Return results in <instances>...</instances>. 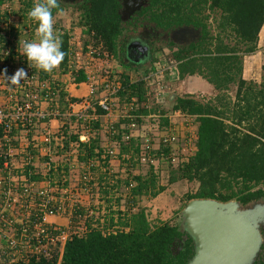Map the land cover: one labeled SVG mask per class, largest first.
Listing matches in <instances>:
<instances>
[{"label":"trees","instance_id":"obj_1","mask_svg":"<svg viewBox=\"0 0 264 264\" xmlns=\"http://www.w3.org/2000/svg\"><path fill=\"white\" fill-rule=\"evenodd\" d=\"M14 1L22 3L24 9H27L23 17L35 3L41 2V0H0V7ZM59 9L58 4V7L52 10L53 18ZM120 10L119 0H90L83 12L82 26L85 28L83 34L92 40L94 46H101L104 52L112 55L120 65L125 66L124 68L128 67L139 72L138 74L149 73L159 56L153 58L150 68H142V70L139 65L125 64L120 57L119 41L124 31ZM139 15L146 20L149 19L150 23L165 33L182 27L200 28L201 40L198 43L183 50L170 49L172 57L180 62L178 67L180 80L198 76L208 82L216 92L214 98L209 100L193 95L172 97V112L196 117L198 134L197 153L186 161L167 167L168 185L178 182L196 185L194 193L185 195L187 202L238 201L245 206L262 199L264 197V67L261 83L244 80L242 72L244 57L257 51L259 35L264 26V0H149L148 7ZM29 21L33 22L29 18L28 22L18 28L19 32L13 26H9L13 30L10 39L7 36L0 37V49L11 51L12 57L2 59L4 63H8L13 62V58H21L25 65L21 64L19 68L25 70V80L33 76L42 84H53L52 106L56 107L58 106L56 97L59 95L63 101L65 94L61 86L53 83L49 78L51 73H54V69L51 72L38 69L19 54L22 50L15 51L23 33L20 29L29 30L31 34L35 32V28L31 29ZM58 37L61 40V51L65 53L62 62L58 65L59 73L71 74L77 84L86 83L85 73L76 72L72 68L69 36L63 34ZM29 63L31 65H28ZM137 67L139 69H136ZM120 78L123 80V89L119 98L127 102L136 98L141 105L136 113L138 116L147 117L159 111V106L153 101L150 108L144 106L150 92L145 82L132 83L128 76ZM7 87L6 91L12 94L14 89ZM232 87L235 88L234 98L228 94ZM23 90L26 92V88ZM76 101L71 99L70 103ZM164 110L160 112L162 128L169 125ZM58 111V118H61L65 110ZM98 113L105 114V111L99 108ZM92 126L96 128L94 124ZM19 132H22L20 128L14 129L12 136H18ZM91 141L89 144L81 142L78 133L71 136V142L77 143L79 147L78 160L82 164H87L102 154L100 150L95 152L99 147L95 140ZM118 141L122 154H133L130 168L140 170L141 167L134 161L139 153V141L131 139L124 142L121 137ZM14 144L17 147V142ZM163 152L167 155L169 150L164 148ZM27 167L24 169V175L29 178V182L39 181L41 178L34 176L32 168ZM107 167V162H104L102 168ZM149 168L150 171L145 175L129 173L125 181L108 176V172L102 174L98 181L100 198L110 197L114 191H121V186L124 185L126 189L129 188V199L125 201L130 206L131 212L122 213L119 210L121 204L119 202L122 201V198H119L115 201L117 207L114 210L112 206H106L112 210L110 224L102 225L99 220L97 221V217L93 216L95 218L91 219L98 223V226H95L87 216L89 211H95V208L87 211L79 209L74 214L75 218H83L85 215L88 218L86 221L74 219L75 223H83L87 232L82 236H73L67 241L61 262L59 263L57 258L32 259L27 264H187L194 254L192 240L186 234L179 232L177 225L165 223L152 225L147 211L144 208L140 209L143 200H154L167 190V186L162 185L156 170L153 167ZM94 171L95 169H92V172ZM57 172L61 175L60 171ZM85 185L92 187L94 183L91 181ZM96 210L102 212L101 208ZM135 210L138 211L134 213ZM112 227L113 230L109 231ZM181 235H186L188 240L183 244V251L176 256L173 246L181 239Z\"/></svg>","mask_w":264,"mask_h":264},{"label":"built area","instance_id":"obj_2","mask_svg":"<svg viewBox=\"0 0 264 264\" xmlns=\"http://www.w3.org/2000/svg\"><path fill=\"white\" fill-rule=\"evenodd\" d=\"M5 6L2 5L0 9ZM74 39L72 38V41H76ZM69 45L73 62L72 68L76 72L83 71L87 76L86 82L89 85L90 97L95 96L98 92L105 94V97L95 106H99L105 113H111L115 106L110 99L119 98L123 89V80L111 71L113 68L110 64H113L116 59L104 52L101 46H94L92 42L89 44L76 42L77 47L73 42H69ZM9 56L11 57V51L0 49V59ZM158 56L149 73H142L141 75L132 71L133 74H126V77L128 76L132 83L143 81L147 84L150 92L148 94L149 99L144 106L150 108L153 101L159 106V111L147 117L138 116L136 113L141 105L136 98L130 99L126 103L125 114L129 123L127 132L122 137L124 142L131 139L139 141V153L135 156L134 161L139 164V167H153L154 170H159L161 165L172 166L193 157L197 153L198 134L196 117L180 112H175L173 115L181 119V124L169 123L168 126L162 128L160 112L164 110V103L171 92V82L179 78L178 67L180 62L172 57L170 48H164ZM14 60L15 63H4L3 60H0V70L3 66V69L7 70L6 75L14 74L17 58H13ZM0 78L4 79L2 76ZM35 83L42 84L35 77H28L24 83L27 94L21 102H16L11 108L4 109L0 106V130L2 131L0 137V264H27L32 259L53 260L55 258L60 263L67 241L73 236H82L87 232L84 224L80 228L83 232L74 229L71 226L76 222L74 219L84 220L93 214L89 212L88 217L85 215L83 218H75V212L82 207L75 204L74 199L66 201L65 198V201L53 203L54 199L50 196L49 184L42 189L35 190L33 182H29V178L24 175V172H20L15 167L16 146L14 143L18 140V136H12L14 129L20 128L22 132L28 134L35 130L36 121L43 122L59 116L58 109L45 113L35 108L33 91ZM12 87L14 86L12 85ZM43 89L46 91L44 94L45 101L54 102L52 89ZM91 108L93 107L91 106ZM87 115L89 113L86 115L76 114L74 117L77 118V122H82L85 125L84 128L89 133L94 134L96 130L93 128L92 122L95 118L93 115ZM69 116L73 115L69 114ZM165 117L168 118V115ZM147 120H158L160 125L154 128V131L152 129L148 130L149 132H143L142 129H145L141 126ZM111 133L116 134V130H111ZM45 141L48 144L51 142L48 136ZM116 146L118 150L121 149L119 142ZM164 148L169 150L167 155L163 152ZM132 155L122 154L121 151L117 153L115 149H108L99 158L87 162L85 166L90 172L92 169L102 167L104 162H107L109 167L110 161L119 156L130 163ZM30 158L29 156L28 159ZM181 158H185V160H181ZM28 159L23 162L25 166L28 165ZM82 180L84 181L83 191L90 192V187L85 184L92 181L91 174H84ZM65 190L66 188L63 187L62 191ZM51 216H69L70 226L62 229L50 225L48 218ZM53 232L58 233L54 234Z\"/></svg>","mask_w":264,"mask_h":264},{"label":"crops","instance_id":"obj_3","mask_svg":"<svg viewBox=\"0 0 264 264\" xmlns=\"http://www.w3.org/2000/svg\"><path fill=\"white\" fill-rule=\"evenodd\" d=\"M18 48L19 46L17 45V49ZM24 63L18 61L17 68H14V71H16L21 64L25 65ZM28 65H31V63H29ZM110 65L113 68L111 71L118 76L120 75L119 77H124L126 76V74L132 75V71L136 72L135 70H131L128 67L124 68L125 66L120 65L118 61H115ZM143 66L144 64L140 65L141 70ZM263 67L264 26L259 35L257 51L250 55H246L243 59V79L246 81L261 83ZM136 69L139 68L137 67ZM54 71L56 73L52 72L49 78L52 79L53 83L60 85L63 92L67 94L65 96V99L61 102L62 107L67 110L65 111V113H63V116H61V118H49L48 120L43 122L36 121L35 130L28 134L24 132L18 133V141L20 143H32V145H35V148H30L28 154L22 161H19L18 159L14 160L16 165L15 167L19 169L20 172H24V169L29 165V168H32L31 171L34 173V176H39L41 178L37 182L33 181L34 189L39 190L43 187L48 186L49 184L50 196L54 199L52 201L53 203L65 201V198L66 201L68 199V201L74 199L75 204L82 207L84 211H87L90 208H95L98 210L101 208V214H104L105 206H112L113 208L117 207L115 201L119 198H115V196L121 197L122 201L120 200L119 203L123 204L126 199H129V193L126 190L125 193L124 190L121 189V191H114L113 195L108 198H100L98 193V181L100 176L107 172L108 176L110 175L114 177H118L116 173H119V175H128L129 173L136 175L142 172H140L141 170L137 168L132 170L129 166L130 163L124 161L121 156L116 159H112L110 161L108 169L98 167L95 168L94 172H90L85 164H82L78 160L79 147L77 143L71 142V136L68 135H71V131L72 129H74V134L78 133L80 141L89 144L88 141L95 140L96 145L99 147V149L95 150L96 153L98 150L104 153L108 149H115L117 153H120L121 149L118 150L116 144L119 142L118 138H122L123 134L127 132V125L129 123L125 118L127 101L122 100L121 98H111L110 101L115 107H113L111 113L100 115L98 113L100 107L95 105L105 97V94L103 92H98L95 96L90 97L89 85L87 82L77 84L75 83L71 74L62 75L58 72L59 70ZM2 83L6 82L4 79L0 78V84ZM38 84L39 83L34 84L33 90L35 92V108H37V110L41 112L49 113L54 106H52V102L45 101L43 95L46 93V91L43 88H51L54 85L50 83ZM171 85V92L168 95L164 110V112L166 113L165 116L168 115L169 123H182L181 119L173 115L174 113L172 112V97H181L182 95L197 96V94L203 93L207 97L211 98L216 94L214 88L208 82L198 76L188 77L184 80H180L178 78V80L172 81ZM7 86L9 85L6 83V87ZM71 99H75L77 101L75 103H70ZM56 100L58 103L57 97ZM91 106L93 108H91ZM88 107H90L91 109ZM55 109L60 110L58 106H56ZM78 110H83L85 112L88 110L87 113L94 116L95 120L92 122V124H94V126L96 127V131L94 134L89 133L84 128L85 125L82 122L79 123L76 120L72 121L73 119H71V116H69V114H77L76 112H78ZM68 128L71 131H69ZM114 129L116 130V134L111 133V130ZM58 133L59 136H61L60 140L55 136ZM47 136L51 140L49 144L45 141ZM29 156L31 157L30 159H28ZM19 159H21V157H19ZM27 159L28 165L25 166V163L22 164L21 162H26ZM167 167L168 165H161L159 167V170H156V172H161L162 174H164L166 170L168 171ZM57 171H60L62 176ZM88 173L91 174V179L94 185L89 188L90 192L87 193L82 189L84 185L82 177L84 176V174ZM110 182H112V180H110ZM63 186L66 188L65 191H62ZM165 192L163 194H165ZM163 194L152 200L148 207H152L153 202L161 198ZM107 200L109 201L108 203ZM142 202H147V200L145 199ZM99 213L96 212L95 216L97 217ZM48 222L50 225L58 226L62 229H66L70 226L69 216H51L48 218Z\"/></svg>","mask_w":264,"mask_h":264},{"label":"rangeland","instance_id":"obj_4","mask_svg":"<svg viewBox=\"0 0 264 264\" xmlns=\"http://www.w3.org/2000/svg\"><path fill=\"white\" fill-rule=\"evenodd\" d=\"M84 8H86V6H84V5L82 7H79V6H74V7L62 6L61 7L60 6V9L55 13L54 18H53L54 33L57 36L67 34L69 36V42H73L76 47H77L76 42H80L81 44H87L89 41L92 42V40L88 36H85L83 34V31L85 29L82 26ZM61 10L63 13L62 15L58 14L61 12ZM25 12H27V9H24V5L20 2H17V1L8 3V4H6V6L3 9L1 8L0 9V37L7 36V37H9V39L11 38L10 35H11V32L13 30L9 26H13L14 29L17 32H19L18 28H20V26L23 23H25L26 21L28 22V19H29L28 15H25V17H23ZM22 18H24V19H22ZM145 22H146V19H145ZM29 25L31 26V29L36 28V22H34V21L32 23H30V21H29ZM134 30L135 29H133L131 27L126 28V32H124L125 33L124 36L125 37L131 36V34H132V32H134ZM20 31H22L23 33L21 35V38H20L21 40H20L19 44H21L25 40H34L35 39V32L33 34H31L29 30H25V29H22V30L20 29ZM72 38H75L76 41H72ZM168 39H169L168 36L167 37L164 36V41H162V43H159V48L161 46L166 47L168 44H177L174 41H172L173 39L172 40H168ZM19 44H17V45H19ZM17 45H16V50H15L16 52H18V49L22 50V47H19L17 49ZM159 48L157 49V52H158ZM154 54H155V56L158 55L157 53H154ZM18 61L23 62V60H21V58H17V62ZM122 61L125 64H129L128 62L124 61L123 59H122ZM14 62H15V60L13 61V63ZM15 66L17 68V65H15ZM150 66H151V63H148V64H145L142 68L146 69V68H150ZM58 69H59L58 66H56L54 68V70H58ZM141 75H142V73H141ZM24 82H25V80H21L18 85H13L14 87H12V88L14 89V92L12 94H9L6 91V83L0 84V104H2V105H0L1 108L4 107V109H5L7 107H14L16 102H21V100L23 99V96H25V94H27V92H24V90H23L24 88H26L24 85ZM63 94H65V96L67 95L66 93H63ZM228 94H229V96L234 98L235 88L232 87L229 90ZM182 96H186V95H182ZM197 96L199 98L204 99V100H209L212 98V97L211 98L207 97L203 93L197 94ZM57 98H58L57 105L59 106L60 110L62 109V110L66 111L67 109L63 108L61 105L62 98L60 96H57ZM164 107H165V103H164ZM53 109H55V107H53L52 110ZM6 110H8V109H6ZM87 111L85 112L83 110H78V112H76V113L86 115ZM10 113H11V111H10ZM74 115H76V114H74ZM74 115L71 116V119H73L72 121H75L74 118L77 120V118L74 117ZM87 116H89V115H87ZM158 125H160L158 120H147V121L143 122L141 127H143L145 129V130L142 129V131L146 132V131L152 130V129H153L152 131H154L155 130L154 128H157ZM69 131H71V130L69 129ZM74 132H75V130L72 129L71 135H68V136L73 137ZM21 133H23V132H21ZM55 136H56V138H59V140H60L61 136H59V133ZM16 142H17V147H15L16 148L15 149L16 150V156L14 157V160L18 159L19 161H22L25 158V156L28 154L29 149L35 148L34 147L35 145H32V143L29 144L28 142H23V143H20L19 141H16ZM19 157H21V159H19ZM181 160H185V158H181ZM21 163L23 164V162H21ZM140 170H141L140 172H142V174L145 175L150 171V168L149 167H141ZM116 174L118 175L117 179L124 180V181L126 180L127 176H129L126 174H122V175H119V173H116ZM157 174L160 176L159 178L161 179L162 184L167 186V190H166L165 194H163L161 196V198H159L153 202L152 207H148V205L151 203L152 200H147V202H141L140 209L144 208L147 211L149 220H150L152 225H159L160 223H165V224H171V225H177L178 226L179 216L181 215L183 209L185 208V206L188 203L185 200V195H187L188 193H191V192L194 193L197 186L193 185V184H187L185 182H178V183L173 184V185H168V176H169L168 171L166 170V172H164V174H162L161 172H159ZM132 177H133V175H132ZM130 178H131V176H130ZM117 179H115V180H117ZM121 188L125 192V189H126L125 186L123 185V186H121ZM128 189L126 190L127 192H128ZM115 198H121V197L115 196ZM108 208H106V206H105L104 207V214L100 213L99 215H97V218L99 217L97 219V221L99 220L102 225H104V224L109 225L110 224V218L112 217L111 216L112 210H111V208H109V209ZM94 210L95 211H92V210L89 211V212L93 213L91 217L89 216V214L87 216H89V220H91L92 224H94L95 226H98V223H96L97 221H93L91 219V218H95L93 216H95V213L98 212L96 209H94ZM113 210H114V208H113ZM119 210L122 213H125V212L130 213L131 212V208H130V206H128L126 201L123 204H120ZM137 211L138 210H135L134 213H136ZM115 217H117V216L115 215ZM84 220L86 221V219H84ZM71 226L74 229L79 230V232H83L82 229H80L83 226V223H81V224L75 223V224H71ZM113 228L114 227L110 228L109 231H111V229L113 230Z\"/></svg>","mask_w":264,"mask_h":264},{"label":"water","instance_id":"obj_5","mask_svg":"<svg viewBox=\"0 0 264 264\" xmlns=\"http://www.w3.org/2000/svg\"><path fill=\"white\" fill-rule=\"evenodd\" d=\"M119 2L122 17L149 5V0ZM178 228L194 245L187 264H254L264 244V197L245 206L238 201L191 200L179 216Z\"/></svg>","mask_w":264,"mask_h":264},{"label":"flooded vegetation","instance_id":"obj_6","mask_svg":"<svg viewBox=\"0 0 264 264\" xmlns=\"http://www.w3.org/2000/svg\"><path fill=\"white\" fill-rule=\"evenodd\" d=\"M89 1L90 0H57V3L61 7H82L83 5L86 6ZM146 7H148V5L145 7H141L139 10L135 11V13L128 17H126V15L124 17L121 16V18H124L125 20L123 21L124 31L119 41L121 43L120 57L124 61L134 66H137L139 62H141V65H145L151 63L153 61V58H156V56H158H155L154 53L159 54L164 48H180L183 50L189 48L192 44L198 43L201 40V29H196L192 26L178 28L177 30L169 32V35H167V33L163 32L162 30H158L152 23H150L149 19H147L145 22L144 17H140L139 14ZM121 11L122 6L120 15ZM128 27H131L135 30L134 32H132L131 36L125 37L124 32H126V28ZM172 32L174 33L172 34ZM171 35L173 38L171 37ZM164 36H168V40L173 39L172 41L177 44H168L166 47L161 46L159 48V43H162V41H164ZM158 48L159 50L157 52ZM259 200H257L256 202H258ZM261 232L264 240V230H262ZM187 240L188 237L186 235H181V239L177 240L174 243L173 250L175 251L174 254H176V256H179V254L183 251V244ZM193 256L189 259V261L193 258ZM254 264H264V244L262 245L259 256Z\"/></svg>","mask_w":264,"mask_h":264},{"label":"clouds","instance_id":"obj_7","mask_svg":"<svg viewBox=\"0 0 264 264\" xmlns=\"http://www.w3.org/2000/svg\"><path fill=\"white\" fill-rule=\"evenodd\" d=\"M57 7V0H41L35 3L27 15L36 22V38L25 40L18 45L22 47V52L19 54L25 57L27 62H32L36 68L45 72H51L62 62L65 55L61 51V40L53 30L52 10ZM58 14L62 15V10ZM6 71V69L0 70V76L4 78L10 89L12 85H18L26 77L23 68H18L11 76L6 75Z\"/></svg>","mask_w":264,"mask_h":264}]
</instances>
